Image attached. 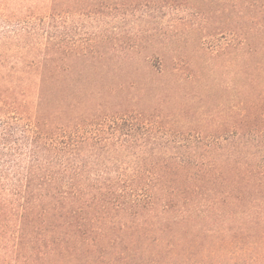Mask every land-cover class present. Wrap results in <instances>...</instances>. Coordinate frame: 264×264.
Segmentation results:
<instances>
[{"label": "trees", "instance_id": "trees-1", "mask_svg": "<svg viewBox=\"0 0 264 264\" xmlns=\"http://www.w3.org/2000/svg\"><path fill=\"white\" fill-rule=\"evenodd\" d=\"M149 2L0 0V264H264V130L172 138L67 84Z\"/></svg>", "mask_w": 264, "mask_h": 264}, {"label": "rangeland", "instance_id": "rangeland-1", "mask_svg": "<svg viewBox=\"0 0 264 264\" xmlns=\"http://www.w3.org/2000/svg\"><path fill=\"white\" fill-rule=\"evenodd\" d=\"M150 1L140 13L155 20L92 23L117 30L89 43L88 59L67 64L74 73L67 84L94 92L93 113L150 115L172 138L263 131L264 0ZM83 37L76 31V40ZM188 147L201 153L216 146Z\"/></svg>", "mask_w": 264, "mask_h": 264}]
</instances>
